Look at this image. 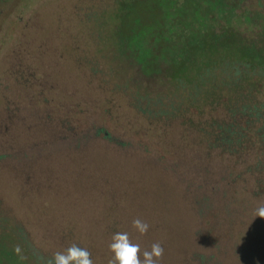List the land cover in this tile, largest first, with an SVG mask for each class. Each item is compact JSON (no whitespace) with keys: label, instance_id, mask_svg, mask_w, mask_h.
<instances>
[{"label":"rangeland","instance_id":"rangeland-1","mask_svg":"<svg viewBox=\"0 0 264 264\" xmlns=\"http://www.w3.org/2000/svg\"><path fill=\"white\" fill-rule=\"evenodd\" d=\"M129 1L0 2V264L19 255L35 264L6 230L15 224L49 259L76 244L108 264L114 230L135 219L149 225L130 238L141 260L158 242L157 264H264L254 176L238 175L237 157L194 151L179 164V129L159 144L136 116L179 93L176 79L140 70L148 57L167 62L152 37L203 11L195 27L208 16L222 24L219 10L208 12V0H150L157 9L141 16ZM238 1L237 33L264 35V3ZM121 32L133 36L121 41ZM180 101L179 110L189 102ZM255 157L264 175V156Z\"/></svg>","mask_w":264,"mask_h":264},{"label":"trees","instance_id":"trees-1","mask_svg":"<svg viewBox=\"0 0 264 264\" xmlns=\"http://www.w3.org/2000/svg\"><path fill=\"white\" fill-rule=\"evenodd\" d=\"M256 1L258 5L264 3V0ZM238 3V0H208V12L217 8L224 24L217 22L218 17L213 15L211 20L208 16L206 27H195V22L204 19L206 11L202 10L201 19L188 16L180 30L169 26L166 32H157L152 37L153 50L164 52L168 63L148 57L141 61L140 70H148L151 75L156 72V76L164 80L176 79L179 93L177 99L160 103L153 112H143L144 108L140 107L136 116L145 120L146 131L156 134L154 141L159 144L172 134V129H179L183 143H179L178 148L184 144L182 150H178L179 164L185 165L194 151L221 161L237 157L238 175L246 172L254 176L255 186L264 191V175L260 171L263 164L257 157L248 161L249 156L258 153L264 156V35L252 33L245 37L237 33L231 23L238 24L241 15H233L231 10ZM126 6L131 11L141 8V16L157 9L150 0H130ZM130 33L121 32V41L128 34V37L133 36ZM178 33L187 36H176ZM148 53L151 55V51ZM182 99L189 102L179 110L176 100ZM145 136L142 133L141 137ZM187 138L194 140L185 141ZM6 230L12 238L22 242L23 250L35 264H48L49 258L27 241L21 226L15 224ZM118 232H127L130 238L133 233H139L133 226L114 230ZM16 258L18 264H28L21 255Z\"/></svg>","mask_w":264,"mask_h":264},{"label":"clouds","instance_id":"clouds-1","mask_svg":"<svg viewBox=\"0 0 264 264\" xmlns=\"http://www.w3.org/2000/svg\"><path fill=\"white\" fill-rule=\"evenodd\" d=\"M254 217L264 219V205L257 207ZM132 226L141 234L148 231L149 225L140 220L135 219ZM109 250L114 254L108 264H157L162 258L164 249L160 243H153L151 249L143 252V260L140 258V245L133 243L127 232L115 233L112 236V242ZM90 252L82 247L72 244L64 252L55 253L49 260L48 264H93L90 258Z\"/></svg>","mask_w":264,"mask_h":264}]
</instances>
